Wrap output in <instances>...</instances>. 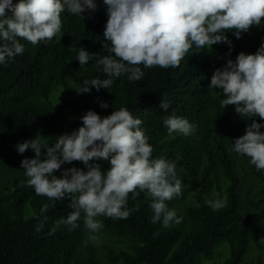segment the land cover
<instances>
[{
    "label": "trees",
    "instance_id": "trees-1",
    "mask_svg": "<svg viewBox=\"0 0 264 264\" xmlns=\"http://www.w3.org/2000/svg\"><path fill=\"white\" fill-rule=\"evenodd\" d=\"M94 2L96 11L83 17L65 6L59 33L37 45L17 38L23 54L0 64V264H240L245 257V264H264V170L233 150L235 138L253 119L264 132V120L242 118L234 105L222 108V89L209 86L213 71L228 59L257 51L264 41V18L239 39L227 31L231 46L217 43L209 51L193 45L178 67L140 65V81H129L124 73L113 77L108 89L89 85L90 92L78 94L85 80L109 78L96 66L107 54L102 48L106 5ZM6 16H11L8 9ZM80 47L95 53L82 67L76 59ZM162 99L169 103L167 111L160 107ZM121 107L142 121L152 158L176 163L182 193L165 203L181 222L164 227L161 218L154 223L152 198L145 191L135 198L129 194L126 219L96 217L103 228L95 233L86 228L83 211L76 228L57 226L74 211L70 200L34 193L21 160L35 153L30 148L19 153L17 145L34 137L52 145L62 133L78 129L88 110L104 117ZM170 115L186 118L194 132L169 135L164 121ZM95 162L102 171L109 167L108 161ZM71 167L87 170L73 161L54 175L59 178ZM216 199L226 206L213 210L207 202ZM45 205L48 210L41 212Z\"/></svg>",
    "mask_w": 264,
    "mask_h": 264
},
{
    "label": "clouds",
    "instance_id": "clouds-1",
    "mask_svg": "<svg viewBox=\"0 0 264 264\" xmlns=\"http://www.w3.org/2000/svg\"><path fill=\"white\" fill-rule=\"evenodd\" d=\"M103 3L108 18L102 48L107 54L96 61V66H102L109 78L85 80L76 91L78 94L90 92L89 85L97 91L108 89L113 84L112 78L124 73L129 81H140L144 76L140 65L178 67L193 45L209 51L217 43L231 46L227 31H233L239 39L241 33L259 25L264 18V0H103ZM65 6L70 13L80 16L97 9L94 0H18L16 4L0 0V40L4 41L0 44V64L23 54L24 45L17 38L37 45L59 33L60 14ZM6 9L11 16H6ZM94 54L80 47L76 59L82 67ZM209 86L222 89L226 97L221 101L222 108L234 105L242 118L258 116L264 120V41L254 54L240 52L235 61L228 59L223 68L215 69ZM100 106L107 108L108 104L101 102ZM160 107L167 111L169 103L162 99ZM80 119L82 125L78 129L62 133L52 145L35 137L17 145L19 153L29 148L35 153L34 157L21 160L27 185L34 193L54 201L70 200L68 206L74 211L58 221L57 226L62 223L69 225L70 230L76 228L83 211L86 228L95 233L103 228L96 217L126 219L130 215L129 194L135 198L145 191L152 198L154 223L162 218L164 227L173 222L179 224L181 218L165 203L182 193L176 163L164 157L152 158L153 148L140 127L142 121L124 107L104 117L88 110ZM164 123L169 135L179 132L188 136L195 130L186 118L176 115L168 116ZM261 127L253 119L233 143V150L250 157L257 171L264 170ZM98 160L108 161L109 167L102 171L95 162ZM73 161L82 162L87 170L71 167L64 169L59 178L54 175L63 164ZM207 203L213 210L226 206L220 199ZM47 210L45 205L41 212Z\"/></svg>",
    "mask_w": 264,
    "mask_h": 264
},
{
    "label": "rangeland",
    "instance_id": "rangeland-1",
    "mask_svg": "<svg viewBox=\"0 0 264 264\" xmlns=\"http://www.w3.org/2000/svg\"><path fill=\"white\" fill-rule=\"evenodd\" d=\"M224 247H226V246H224ZM223 247V248H224ZM219 254V256H220V253H218ZM252 254H254V252H253V250L251 251V255ZM251 255H249V258H252V256ZM248 256V255H247ZM247 258L248 257H245V259L242 261V263H240V264H245V262L247 261ZM261 259H262V261H264V256L262 255L261 257H260ZM206 262V261H205Z\"/></svg>",
    "mask_w": 264,
    "mask_h": 264
}]
</instances>
